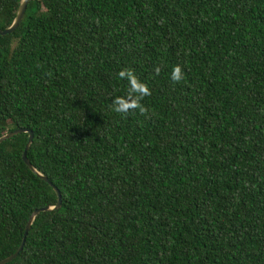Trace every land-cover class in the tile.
<instances>
[{"label":"trees","instance_id":"1","mask_svg":"<svg viewBox=\"0 0 264 264\" xmlns=\"http://www.w3.org/2000/svg\"><path fill=\"white\" fill-rule=\"evenodd\" d=\"M123 69L147 114L113 110L138 95ZM17 128L61 204L5 264H264V0H30L0 35ZM27 139L0 142V260L57 203Z\"/></svg>","mask_w":264,"mask_h":264},{"label":"water","instance_id":"2","mask_svg":"<svg viewBox=\"0 0 264 264\" xmlns=\"http://www.w3.org/2000/svg\"><path fill=\"white\" fill-rule=\"evenodd\" d=\"M29 1L30 0H21L14 21L12 22V24L9 27H6V28L0 30V35H5V34H8V33H11L17 28L19 22L21 21V18L23 16V14L25 12L27 3ZM24 132H28V139L26 141V144H25L23 152H22V160H23V162L29 167V169H31L33 172L37 173L43 180H45V181H47L49 183V185L57 193L58 198H57V203L55 205H53V206L46 205L44 207L36 208V209L33 210V212L31 213V215L29 216V218L27 220V223H26V226H25V230L23 232L22 240H21V243L18 246L17 250L15 252H13L12 254H10L9 256H7V257L3 258L2 260H0V264H5L8 261L12 260L19 253V251L23 248V245H24V242H25V238H26V235H27V233H28V231L30 229L31 223L34 220L35 216L39 212L46 211V210H51V209H55V208H59L60 204H61V195H60V192L57 189V187L54 186L52 184V182H50L46 176H43L42 174L38 173L33 168L32 164L30 163V161L27 158V150L29 149V147H30V145L32 143V140H33V132H32V130L28 129V128H17V129L8 131L7 133H5V134L0 136V142H2L3 140L8 139V138H10V137H12L14 135H17V134H20V133H24Z\"/></svg>","mask_w":264,"mask_h":264},{"label":"clouds","instance_id":"3","mask_svg":"<svg viewBox=\"0 0 264 264\" xmlns=\"http://www.w3.org/2000/svg\"><path fill=\"white\" fill-rule=\"evenodd\" d=\"M159 73L160 69H156ZM120 78L127 77L130 84V89L134 90L138 95L137 99L128 102L123 97H117L113 102V110L118 114H127L129 110L139 109L141 114H147L148 109L141 104V100L148 95H151L150 88L147 84L142 83L138 80L134 72L130 69H123L119 72ZM173 82H179L183 78L182 70L179 65L175 66L172 71Z\"/></svg>","mask_w":264,"mask_h":264}]
</instances>
